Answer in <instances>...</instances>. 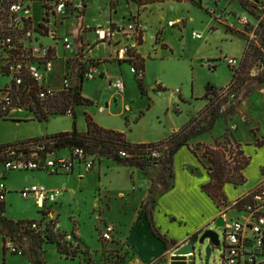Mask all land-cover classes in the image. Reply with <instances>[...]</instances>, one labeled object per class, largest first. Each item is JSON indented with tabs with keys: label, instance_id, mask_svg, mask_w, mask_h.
<instances>
[{
	"label": "crops",
	"instance_id": "obj_1",
	"mask_svg": "<svg viewBox=\"0 0 264 264\" xmlns=\"http://www.w3.org/2000/svg\"><path fill=\"white\" fill-rule=\"evenodd\" d=\"M90 1L84 4L80 18L71 17L78 22L69 30L75 31L76 41L83 45L87 55L98 60L99 76L111 93L106 96L104 90L101 98L91 99V104H96L98 110L85 114V125L79 131L87 130L86 115H90L98 125L124 132L127 140L136 144L168 139L206 107L208 98L204 95L208 86L221 88L230 83L233 70L225 59L233 57L240 60L250 38L249 33L238 26L237 19L248 14L250 22L256 23L261 13L257 0H243L245 4L242 0H106L98 20L89 22L86 10ZM30 8L34 22H40L44 16L42 3L33 1ZM135 14L142 28V40L136 52L145 66L143 92L140 88L138 92V89L128 86L126 79L131 75L130 68L124 67V62L115 57L116 46L113 43L96 42L92 26L102 25L99 27L107 29L126 23L128 17ZM169 21L172 25H168ZM59 25V19L48 17V28L58 30ZM86 25L90 27L80 31V27ZM192 32L200 34V37H195ZM79 36L85 37L80 40ZM41 41L52 43L45 36ZM57 53L53 72L48 76L49 83L54 86H59L66 69L65 53L61 52L60 46H57ZM61 63L62 68H59ZM134 79L137 84L135 75ZM116 80L124 82L122 92L116 88ZM245 85L253 87L244 96L239 92L235 105L232 104L231 116L217 118L209 131L191 138L187 145L174 153L173 176L167 179L168 185L149 175L154 167L160 165L158 163L147 164L144 170L136 165L118 163L108 156L95 160L89 171H85L80 163L68 172L31 170L45 172L51 182L36 179L29 185L40 184L61 191L54 202L45 204V209L59 216L58 227L61 230L72 232L76 225L78 240L92 250L99 247L100 224L101 230L105 224H111L114 231L110 241L116 240L130 254L126 264H170L173 251L188 237L211 228V223L216 224L219 219L228 220V213L232 210H235L236 217L241 215L240 208L227 206L264 180V88H258L259 82L254 77ZM81 95L90 99L82 89ZM99 99H103L105 106ZM58 114L61 113L46 119L19 111L0 115V144L48 135L47 127L42 123ZM226 130L241 143L244 153L250 156V162L243 170L246 181L239 185L225 183V204L217 205L202 188L210 179L206 168L208 161L202 152L204 144L223 138ZM52 153L69 158L71 149H55ZM10 175L11 171L5 176V206L8 193L13 189L18 193L23 187L9 186ZM29 199L36 203L34 198ZM148 200L160 232L176 242L170 249L150 230L142 207ZM85 207L90 220L83 213ZM43 210L40 208V212ZM87 221L96 239L94 245L86 240L83 228H87ZM6 239L0 228L1 264H10L14 255L6 249ZM18 242L27 247L30 239ZM52 248L57 251L56 245Z\"/></svg>",
	"mask_w": 264,
	"mask_h": 264
},
{
	"label": "built area",
	"instance_id": "obj_2",
	"mask_svg": "<svg viewBox=\"0 0 264 264\" xmlns=\"http://www.w3.org/2000/svg\"><path fill=\"white\" fill-rule=\"evenodd\" d=\"M257 2L261 5V13L256 23L250 22L248 14L237 19L238 26L249 33L248 41L256 36L259 22L264 18V0ZM84 4L83 0H55L48 10L47 18L59 19L60 23L69 16L80 18ZM41 22L43 26L39 25ZM168 25H172V21ZM80 28V31H85L89 26ZM93 31L96 42L113 43L116 46L115 57L129 63L130 71L136 78H143V70L132 62L137 59L136 49L142 39V28L136 14L129 16L124 24L107 29L96 27ZM74 33V30H69L59 36L57 29L48 28L47 21L34 22L30 6L24 2H13L6 11L0 10V75L10 77L0 87V115L23 109H29L35 114L37 102L42 104L60 92L67 91L75 82L95 77L98 60L87 55L83 45L77 43V35ZM192 35L200 37L196 32H192ZM44 36L49 37L52 43L42 42ZM57 46H62L63 53L73 54H65L66 69L61 75L59 86H54L49 83L48 76L53 72L58 59ZM225 60L232 69L240 62L233 57ZM114 84L120 92L125 88L123 81L116 80ZM49 148L45 143H38L30 148L32 152L29 155L20 148H8L1 152L0 205L4 204L6 188L3 180L9 171L43 169L49 173L68 172L77 163L82 164L85 171L94 167L96 158L85 147L72 148L69 158L57 157L52 153L53 150L48 151ZM166 148L164 144L147 147L144 149V157L155 161L162 159ZM117 154L122 158L138 155L124 149L118 150ZM60 192L59 189H49L40 184L23 186L18 191L24 199L34 198L39 208L44 209L45 204L54 202ZM231 206L240 208L242 214L234 219L222 220L223 242L220 243L218 237V244L222 247L223 264H264V180ZM15 222V232L6 235V249L12 254L22 255L25 246L18 241L28 240V236L20 235L26 231L43 233L46 225L39 220ZM113 231V225L105 224L100 233L102 239L112 240Z\"/></svg>",
	"mask_w": 264,
	"mask_h": 264
},
{
	"label": "trees",
	"instance_id": "obj_3",
	"mask_svg": "<svg viewBox=\"0 0 264 264\" xmlns=\"http://www.w3.org/2000/svg\"><path fill=\"white\" fill-rule=\"evenodd\" d=\"M18 1L27 3L29 6L33 1H40L42 3V7L44 8V16L42 18V21H47V15L49 13L48 10L51 8V5H48V2H53L55 0H0V10L2 12L6 11L11 3ZM39 25L43 26V23L41 22L39 23ZM259 26L264 33V18L262 19V21H260ZM141 40L142 39L140 38V43ZM256 59H259L261 66H264V36H262L259 39L258 43L255 45L252 44V41H248L245 52L239 60V65L236 68L232 69L233 78L227 85L228 89L235 90L236 88H240V95L244 96L248 92V90L253 87L252 85L248 87L245 84L247 80L251 78V69L253 66V62ZM132 62L134 66L143 70L144 72V61L139 57V55H137V59ZM136 81L138 87L143 92V78H136ZM257 81L259 83H262L264 81V75L258 78ZM81 89L82 81L80 80L79 82H75L73 86L70 87L67 91L60 92L54 98H51L42 104L37 102L35 114H37L38 118L40 119H46L52 114L69 112L75 120L74 106L80 104L87 105L92 103L91 100L84 98L81 95ZM224 89L225 87L211 88L208 86L204 98L210 99L212 98V96H216L219 90ZM232 107L233 105H231L226 111H220V109L218 108H213L209 112L208 123L206 125H202L201 127H199V122H196L200 114L199 113L197 116L192 117L181 127L178 132L173 133L168 139L148 144L131 143L127 140L124 132L104 128L98 125L90 115H86L87 130L85 132L79 131L76 128L74 121L73 128L70 131L57 132L41 137H35L29 140L0 144V153L8 148L15 149V146L18 144L23 145L29 142L43 143V141H45V145L50 147L48 151L61 148L72 149L76 146H82L86 148V143L89 142V144L93 146H100L101 152L103 154L111 157L118 163H122L125 165H136L140 168H143L145 166L144 161L138 160L140 159V156L144 157V149L158 144H167L165 155L162 159L164 166L169 169L170 177H172V162L174 153L181 146L187 145L188 141L191 138L209 131L213 127L214 122L217 118L229 115L231 116L233 114ZM261 143L262 142H258V144ZM121 149L137 153L138 155L137 157L122 158L117 154L118 150ZM15 150H19V148ZM202 156L208 161V165L206 166V168L210 178L209 181L202 186V188L217 203V205L225 204L226 195L223 190L224 184L229 182L234 185H239L243 184L246 181L243 170L249 164L250 156L244 153L241 148V143L238 142L233 137V135L229 133L228 130L225 131L223 138L215 139L211 144H204ZM2 158L3 157L0 156V159ZM164 184L168 185L167 182H165ZM142 207L144 209V213L148 220V224L152 234L160 239L165 244L167 249H170L176 242L173 239L167 238L165 234L160 232L153 219V215L151 212V201H146L142 205ZM0 224H2V232L5 236L15 232L16 230V222H9L4 219H0ZM22 235L28 236L29 239H31V237L35 235L42 236L49 242L55 243L58 252H60L61 254L71 257L76 256L75 250L70 249L66 245V243L63 242L62 239L51 230L47 232V229H45L43 233L26 231L20 236ZM35 263L40 264V260L35 259Z\"/></svg>",
	"mask_w": 264,
	"mask_h": 264
},
{
	"label": "rangeland",
	"instance_id": "obj_4",
	"mask_svg": "<svg viewBox=\"0 0 264 264\" xmlns=\"http://www.w3.org/2000/svg\"><path fill=\"white\" fill-rule=\"evenodd\" d=\"M86 4L88 0H83ZM106 0H91L90 6L86 10V17L89 20V22L92 19L98 20L99 18V12L103 11V7L105 5ZM114 2V0H113ZM52 2H48V5H51ZM115 6V5H114ZM33 7L36 8L35 4H33ZM37 10V9H36ZM77 14V12H75ZM262 21V20H261ZM78 20L73 19L70 16L68 18H64L63 22L60 23L58 27V34L61 36L62 34L69 31V28L72 25L77 24ZM260 23V22H259ZM90 25H92L90 23ZM89 26V25H88ZM93 28L102 26V25H92ZM90 27V26H89ZM256 36L253 39H250L252 41V44L255 45L258 43L259 39L264 36V33L262 32V29L260 26H258V29L256 31ZM85 36H79L80 40H83ZM43 38V37H42ZM61 52L63 51L62 46H60ZM66 55L68 53H65ZM62 63L59 64V68H62ZM124 67H129L128 63H123ZM264 75V67L261 66L260 60L256 59L253 62V66L251 69V77H254V79H258ZM9 76L7 75H0V87L3 86V84L9 80ZM250 78L247 80L249 82ZM127 84L129 87H134L135 89L139 90V87L137 86L135 79H134V73L131 72L130 76H127ZM258 88H264V81L262 83H259ZM105 90V95L109 96L111 91L105 86L102 78L99 76V71L96 72L95 77L93 79H86L84 78L82 80V91L84 94L88 95L90 97L89 100H93L94 98H101V92ZM137 91V90H136ZM240 88H236L235 90L231 89H224L219 90L218 94L216 96H212V98L208 99V104L206 107L200 112L196 122H199V127L202 125H206L209 121L208 115L209 112L214 108L220 109V111L226 109L227 107H230L232 104L235 103L237 97L239 96ZM140 94V93H139ZM105 96V97H106ZM100 104L102 106H105V102L103 99H99ZM95 102V101H94ZM210 104V105H209ZM235 105V104H234ZM209 106V107H208ZM97 105L96 104H88L86 106L82 105H75L74 106V113H75V120L73 116L69 113H61L55 116L50 117L46 122H43V127H47V132L49 134L57 133V132H64L72 130L73 128V122L75 121V126L79 130L85 125V114H90L89 111L95 112L97 111ZM21 112H24V114H28V116L34 117L37 116V114H34L33 111L29 109H23ZM39 125V124H37ZM45 143V141H43ZM38 143L35 142H29V144H23V145H16L15 149L20 148L21 150L25 151L28 155L30 152V148L32 146H35ZM86 148L88 151H90L96 158V160H99L103 156H106L101 152L100 146H93L89 144V142L86 143ZM198 148H200V145H197ZM48 148V147H47ZM18 152V151H17ZM0 156H3L0 153ZM6 156H8L6 154ZM228 158V157H226ZM138 161H144L145 166L143 169L145 170L147 164H160L158 167H154L151 174H149L154 180L161 181L163 183L167 182V179L170 178L169 169L164 166L163 159H159L157 161L149 159L147 157L140 156V159ZM163 177V179H162ZM45 180L46 182H51V180L46 176L45 172L41 173L38 171H31V170H13L11 171V175L9 176V186L11 187H17V186H26L29 185L34 180ZM5 183V181L3 180ZM57 189V188H55ZM11 191L7 195L6 199V206L0 205V219H4L9 222H15L18 220H39L40 222H44L46 225L47 232L53 231L55 234H57L63 242L66 243V245L70 249H74L76 256H65L64 254H61L60 252L53 251L52 247H55V243L49 242L46 238H43L42 236H32L30 239V244L25 247L23 256L19 254H14L12 256V260L10 261V264H27V259L29 260L30 264H36L35 259L40 260V264H126L128 261V257H130V254H128V251H124L122 248V245L120 246L118 243H116V240L113 241H105L101 237V227L102 223L100 224V228L98 230V243L99 247L98 249L92 250L88 246H85L78 240V236L76 234V225H74V228L72 232H68L67 230H61L60 227H58L59 222V216L54 215V213H51L49 210L44 209L42 212H40V208L37 203L33 202L31 199H24L20 193H17L14 191ZM227 206V205H225ZM228 208L231 207V205L227 206ZM225 209V207H223ZM100 210V209H99ZM86 207L83 209V213H87ZM93 216V215H92ZM86 217L88 220L89 217L86 214ZM98 217V216H97ZM236 217L235 210H232L228 213L227 219H234ZM87 228L84 226L85 236L86 240L89 241L92 245H94L96 239L91 231L90 222L87 221ZM211 230H213L216 234H218L220 243L223 242V228L221 226H218L214 222L210 225ZM0 228L2 231V224H0ZM202 231V230H201ZM200 232V231H199ZM189 238V237H188ZM22 242V241H21ZM21 244V243H20ZM208 244V241L205 240L204 243H200L199 241L195 244V259L194 264H205V253L202 252V254H199V250L204 249ZM180 246V245H179ZM52 248V249H51ZM222 247L219 244H212L211 245V253L208 259V264H223L222 258ZM27 257V258H26ZM0 264H1V251H0Z\"/></svg>",
	"mask_w": 264,
	"mask_h": 264
},
{
	"label": "water",
	"instance_id": "obj_5",
	"mask_svg": "<svg viewBox=\"0 0 264 264\" xmlns=\"http://www.w3.org/2000/svg\"><path fill=\"white\" fill-rule=\"evenodd\" d=\"M218 226L222 225V219L216 223ZM207 240L208 244L204 249L199 250V254L205 253V264H208V259L211 253V245L218 244V234L211 229H204L191 235L186 242L178 246L171 255L170 264H194L195 259V244L199 241L204 243Z\"/></svg>",
	"mask_w": 264,
	"mask_h": 264
}]
</instances>
